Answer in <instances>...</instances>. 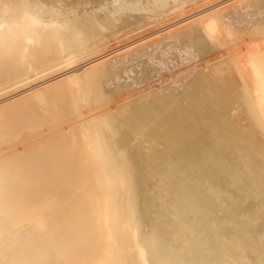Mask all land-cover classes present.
Returning <instances> with one entry per match:
<instances>
[{"label":"bare ground","instance_id":"1","mask_svg":"<svg viewBox=\"0 0 264 264\" xmlns=\"http://www.w3.org/2000/svg\"><path fill=\"white\" fill-rule=\"evenodd\" d=\"M0 264H264V0H0Z\"/></svg>","mask_w":264,"mask_h":264}]
</instances>
